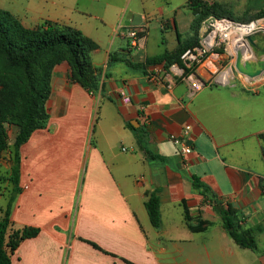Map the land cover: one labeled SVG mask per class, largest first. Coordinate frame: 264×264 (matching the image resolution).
<instances>
[{
	"label": "crops",
	"instance_id": "obj_1",
	"mask_svg": "<svg viewBox=\"0 0 264 264\" xmlns=\"http://www.w3.org/2000/svg\"><path fill=\"white\" fill-rule=\"evenodd\" d=\"M187 3L0 0L26 28L48 21L91 39L101 82L92 94L70 80L68 64L53 69L48 121L20 147V192L11 210L14 229L38 234L20 243L11 264H243L248 249L224 230L226 210L240 231L251 232V252L264 246V75L249 84L219 83L213 76L221 58L210 54L192 73L204 85L192 91L190 74L177 65L130 66L186 43ZM132 30L136 46L126 36ZM206 32L207 23L201 45ZM171 135L192 153L182 154ZM10 163L5 159L2 169ZM150 194L159 201L157 228L144 207ZM6 204L0 194V207ZM202 223L204 231L189 228Z\"/></svg>",
	"mask_w": 264,
	"mask_h": 264
},
{
	"label": "trees",
	"instance_id": "obj_2",
	"mask_svg": "<svg viewBox=\"0 0 264 264\" xmlns=\"http://www.w3.org/2000/svg\"><path fill=\"white\" fill-rule=\"evenodd\" d=\"M187 7L192 13V21L186 43L174 53L147 59L144 64H130L131 67L145 69L162 65L167 71L172 65H177L186 74L194 73L198 64L192 63L187 67L181 56L188 50L201 47L200 31L204 24L211 20L249 24L264 18V3L259 7L248 6L241 17L234 16L224 5L216 2L208 4L203 0H188ZM253 11L256 13L252 14ZM96 49L97 45L91 39L72 27L46 21L29 29L11 13L0 9V194L7 196L6 206L0 207V264H11V255L20 243L38 234L36 229H14L11 210L20 192V147L33 131L45 128L48 121L46 102L51 94L53 69L62 63L68 64L70 80L97 94L101 89L100 74L91 60V53ZM5 122L16 127L12 145L9 144ZM5 159L11 162L7 170L2 169ZM194 187L201 186L194 183ZM144 207L151 225L159 227L156 194L147 196ZM220 216L224 230L239 248L256 251L251 232L239 230L233 211H220ZM184 218L187 222V213ZM205 226L207 224L202 223L198 228H189L200 232Z\"/></svg>",
	"mask_w": 264,
	"mask_h": 264
},
{
	"label": "rangeland",
	"instance_id": "obj_3",
	"mask_svg": "<svg viewBox=\"0 0 264 264\" xmlns=\"http://www.w3.org/2000/svg\"><path fill=\"white\" fill-rule=\"evenodd\" d=\"M261 3H264V1L262 0H251V1L226 0L225 4H222V5H224V7L228 9L234 16L241 17L243 12L246 10L248 6L259 7ZM254 13H256V11L252 12V14ZM234 24L242 25V26H248L250 24H255L256 28L248 35L258 36L261 39L260 41H262V44H264V18L255 20L249 24H238V23H234ZM210 31H211L210 29H207L205 38L210 33ZM246 37L247 35L241 36L240 33H238V31L233 32V34H231V36H229L228 39H225L223 37V34L217 33V36L215 38V42H216L215 45H213V47H211L206 54L207 56L210 54H216L218 55V57L221 58V60L218 59L219 61H217L216 72L214 73L213 80L215 79L217 82L223 83V84L227 83L229 85H238L240 83H248V82L251 83L253 82V80L257 79V78L250 79L240 74L235 69L236 55H242L243 53L248 52L246 50V45H245V43L247 42L245 41ZM232 38L233 39L235 38L234 42L232 41ZM262 44H259V46H261ZM232 48L234 49L235 54L234 52H232L231 50ZM216 52H223V53L217 54ZM248 54L250 53L248 52ZM250 55L251 57H249V59L246 60V62L248 61L250 64L256 67L257 58L253 56V53H251ZM225 73H227L228 75L227 80L221 81L220 78L222 74H225ZM5 129L8 131L9 144L12 145V141H14L12 140V137L14 133L16 132L15 131L16 127L9 126L8 124V126ZM257 247H258L257 252H251L249 250L241 251L243 264H264V259L261 258L262 256H264V246L257 245Z\"/></svg>",
	"mask_w": 264,
	"mask_h": 264
},
{
	"label": "built area",
	"instance_id": "obj_4",
	"mask_svg": "<svg viewBox=\"0 0 264 264\" xmlns=\"http://www.w3.org/2000/svg\"><path fill=\"white\" fill-rule=\"evenodd\" d=\"M218 23H224V25L227 26V30L229 28H233V26H235L236 24L228 21V20H211L209 22H207V29H210V33L207 35L206 40L209 38L210 35L214 34V38H213V43L211 46H207V42L204 41L201 45L200 48H195L194 50H188L186 51L182 56H181V60L183 61V63L189 67L192 63H197L198 65L200 63H202V59L204 58V56L207 54V52L209 51V49L211 47H213V45H215V38L217 36V33L219 34H223V37L225 38V34L221 31L218 30L217 25ZM225 31V30H224ZM127 38L129 40H131V43L133 46H136L138 43V33L136 32V30H132L129 31L126 34ZM226 39V38H225ZM160 70H156L155 74H159ZM160 78H164L163 76H158L157 79ZM151 79H154V77H151ZM187 82H189L191 90L192 91H198L202 88V86L204 85V83L199 80L197 77H195L192 73H190V75H188L186 77ZM119 96L122 99V102L124 103H129L130 102V98L127 96V94L124 91L119 92ZM190 130V127L187 126L184 129V133L185 135L187 134V132ZM169 140L171 142H173L174 144L178 145L180 148V152L184 155H190L192 153V150L190 148V146H188L185 141L183 139H179L174 135L169 136Z\"/></svg>",
	"mask_w": 264,
	"mask_h": 264
},
{
	"label": "water",
	"instance_id": "obj_5",
	"mask_svg": "<svg viewBox=\"0 0 264 264\" xmlns=\"http://www.w3.org/2000/svg\"><path fill=\"white\" fill-rule=\"evenodd\" d=\"M258 36H249L245 38L246 50L253 56L257 58L256 67L250 64L248 61L245 64L241 65V55H236L235 60V69L242 75L253 79L258 78L264 75V44ZM244 44V42H243ZM259 44H262L259 46ZM251 48V49H250ZM252 50V51H251ZM245 69V70H244ZM8 126L7 123H4V127ZM11 164V163H10Z\"/></svg>",
	"mask_w": 264,
	"mask_h": 264
},
{
	"label": "bare ground",
	"instance_id": "obj_6",
	"mask_svg": "<svg viewBox=\"0 0 264 264\" xmlns=\"http://www.w3.org/2000/svg\"><path fill=\"white\" fill-rule=\"evenodd\" d=\"M217 28H218V30H221L225 34V38L228 39L229 36H231V34H233V32H235V31H238V33H240L241 36L248 35V34H250L256 28V26H255V24H250L248 26L235 25V26H233V28H229L227 30V26L224 25V23H218ZM213 38H214V34H212V35L209 36V38L206 40L207 46H211L212 45ZM232 41L234 42L235 41V38L234 39L232 38ZM231 50H232V52H234V49L233 48ZM245 53H243L241 55V57H242V59H241V62H242L241 65L245 64L246 60H248L249 57H251V55L248 54V52L246 54ZM234 54H235V52H234ZM227 76H228L227 73L222 74L220 80L221 81H226L227 80Z\"/></svg>",
	"mask_w": 264,
	"mask_h": 264
}]
</instances>
